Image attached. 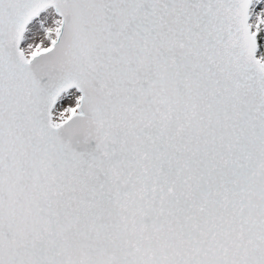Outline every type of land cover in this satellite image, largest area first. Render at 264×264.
<instances>
[{
    "label": "snow or ice",
    "instance_id": "1",
    "mask_svg": "<svg viewBox=\"0 0 264 264\" xmlns=\"http://www.w3.org/2000/svg\"><path fill=\"white\" fill-rule=\"evenodd\" d=\"M0 264H264V0H0Z\"/></svg>",
    "mask_w": 264,
    "mask_h": 264
}]
</instances>
